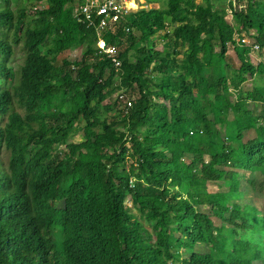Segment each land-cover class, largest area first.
<instances>
[{
    "label": "trees",
    "instance_id": "1",
    "mask_svg": "<svg viewBox=\"0 0 264 264\" xmlns=\"http://www.w3.org/2000/svg\"><path fill=\"white\" fill-rule=\"evenodd\" d=\"M27 2L0 0V264H264V211L242 199L264 194V95L232 100L224 65L231 43L234 86L264 76L235 39L264 55V0H231L233 22L221 0H164L100 36L74 0Z\"/></svg>",
    "mask_w": 264,
    "mask_h": 264
},
{
    "label": "rangeland",
    "instance_id": "2",
    "mask_svg": "<svg viewBox=\"0 0 264 264\" xmlns=\"http://www.w3.org/2000/svg\"><path fill=\"white\" fill-rule=\"evenodd\" d=\"M197 2H201L202 0H196ZM217 1V0H216ZM214 1V3L216 2ZM144 4H142L143 7H146L145 5H147V7H154V8H163L164 7V0H144ZM222 2V1H221ZM224 4H222L224 7H227V1H223ZM28 2L27 0H10V7L12 9H15L19 6H27ZM141 6V7H142ZM138 7V8H141ZM227 18L230 19L231 22H233L231 14L228 13L226 14ZM169 29H171L170 27H167L166 30H160L157 35H155L154 37H156V44L161 45L164 43L165 38L162 37V35L164 33H166L167 31H169ZM245 35V34H244ZM240 36H243V34L240 33V31H238L235 35V39H239ZM13 37V35L9 37V39L11 40V38ZM246 39H248V41H255V39L250 38L248 36H246ZM250 46H248L249 48V55H250V60L253 64H257L259 61L264 59V55H262V52L259 49L253 48L252 45L253 44H249ZM182 50V48H180ZM216 50H219V47L216 46L215 48ZM46 51V48H44V52ZM24 50L22 47V41L20 40L17 44H13V53L11 54L10 58L7 61V65L11 66L14 70L15 75L18 74V69H19V64H21L23 62V58H24ZM81 54V47L76 44L74 45V48L71 49L70 51H67L66 56L68 58V60L73 61L76 60L80 57ZM182 57V54H178V58L180 59ZM129 59H133V54H129ZM225 61H224V65H225V71L227 73V76L229 77L230 81H229V86H230V98L232 100H234L236 98V95L238 93V90H240L242 93H245L246 91L252 90L254 89V87H258L261 92H263L264 95V76H261L259 74H256L255 76L248 78L247 81H245L244 83H242L239 88H236L234 86V83L232 82V77H233V73L234 71L239 67V60L237 58L235 49H234V45L229 43L228 44V50H227V54L225 57ZM17 77V76H16ZM126 98L130 95V93L125 92L124 93ZM114 96V95H113ZM110 99V98H109ZM108 99V101H109ZM111 100V99H110ZM123 105V103H122ZM4 118L0 119V123H3ZM254 136V131H249L247 137L245 138V140L250 139L251 137ZM82 139L81 133L75 135L73 138L70 139V142H77L80 141ZM0 159L2 161H6L7 159V151L5 150V148L3 146L0 147ZM243 176H240V180H241V189H245V185H246V178L249 177V172L248 171H240ZM252 176V175H250ZM254 178L259 179L260 178V174L258 173H254L253 174ZM208 188L210 191H217L220 188V183L218 182H208L207 184ZM242 199L246 200V202L252 203L254 205H256V207H258V209H261L262 211H264V194L261 193H257L254 192L253 190H251L249 187L247 189H245ZM126 204L129 207V211H131L139 220L140 222L145 226V227H149L148 222L145 220V218L141 215V212L139 211L138 208H135L132 203L129 201V198L126 199ZM215 225H219L220 221L216 218H213ZM206 247V246H205ZM204 246H197L196 249L198 250H204L205 249ZM186 250L181 249V256L184 257L187 254L185 253ZM189 252V250H188Z\"/></svg>",
    "mask_w": 264,
    "mask_h": 264
},
{
    "label": "built area",
    "instance_id": "3",
    "mask_svg": "<svg viewBox=\"0 0 264 264\" xmlns=\"http://www.w3.org/2000/svg\"><path fill=\"white\" fill-rule=\"evenodd\" d=\"M133 1L134 4L138 7H141L144 4V0H74L77 5V10L81 13L84 17L85 21L93 22L94 19H97L96 28L97 34L100 36L102 31L107 27V25L115 22L118 18L123 15L127 14L133 9L129 4ZM213 2L216 0H212ZM227 1L229 3L231 0H221ZM147 7V5H145ZM143 8V6L141 7ZM228 13L231 14V10L227 7ZM243 34V42L246 44H253L252 47L259 49L260 45L256 41H248L246 39L244 33ZM241 37V36H240ZM240 39V38H239ZM237 39V40H239ZM98 47L101 49L102 52L113 55L114 49L112 47H106L105 41L100 37L98 41Z\"/></svg>",
    "mask_w": 264,
    "mask_h": 264
},
{
    "label": "bare ground",
    "instance_id": "4",
    "mask_svg": "<svg viewBox=\"0 0 264 264\" xmlns=\"http://www.w3.org/2000/svg\"><path fill=\"white\" fill-rule=\"evenodd\" d=\"M131 7H133V9H136L137 8V5L133 3V1L130 2L129 4Z\"/></svg>",
    "mask_w": 264,
    "mask_h": 264
}]
</instances>
